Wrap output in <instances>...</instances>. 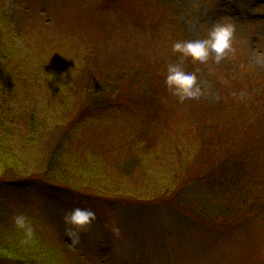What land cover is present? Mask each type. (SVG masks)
<instances>
[{
    "label": "trees",
    "instance_id": "1",
    "mask_svg": "<svg viewBox=\"0 0 264 264\" xmlns=\"http://www.w3.org/2000/svg\"><path fill=\"white\" fill-rule=\"evenodd\" d=\"M7 1L0 0V264H74L71 259L79 248L70 247L60 231L54 232L50 224L43 223L37 215L39 204L41 208L44 205L41 199L51 208L70 200V204L95 213L99 208L122 205L139 214L136 223L142 227L148 219L156 223L154 216L159 210L185 220L189 217L187 222L203 227H218L231 217L242 218L239 228L246 224L243 205L264 182L259 175H246L247 160L254 153L251 150L263 133L264 110L252 111L247 104L239 108L232 100L220 99L208 110L188 112L177 126L168 124L165 129L174 131L169 137L163 132L159 138L148 132L145 124L137 131L142 122L134 113L137 102L130 97L131 108L126 109L118 102L120 98L117 101L112 95L124 69L136 66L113 63L105 53L99 58L92 53L64 51L60 40L41 31L37 23H30L25 11L10 14ZM63 51L65 61L59 64L56 76L72 77L77 87L68 80L63 87H56L66 98L53 93L48 84H53L51 78L44 79L52 58ZM78 66L83 67L86 77L91 76L89 84L76 73L72 75L71 70ZM244 79L251 88L249 93L264 106L259 77L248 75ZM146 87L153 91V87ZM255 89L260 90L261 98ZM150 95L145 99L150 100ZM112 101L117 105L110 106ZM150 105L144 102L141 107ZM115 118L119 132L113 139L116 142H109L106 134L116 124ZM130 120L135 123L130 124ZM255 125L262 131L253 129ZM96 136L107 138V145L113 148L128 149L134 157L122 160L113 156L115 166L109 168L105 148L92 142L91 137ZM244 144L246 147L240 146ZM121 161H126L125 171L133 170L138 186L124 182L130 178L119 172ZM196 184H204V188H196ZM129 189L128 198L122 197ZM257 202L262 207L259 214L264 216V198ZM19 213L30 216L36 227V243L30 248L19 244L21 236L11 222ZM148 227L149 223L144 230ZM85 256L88 258L86 253L79 254L80 259Z\"/></svg>",
    "mask_w": 264,
    "mask_h": 264
},
{
    "label": "rangeland",
    "instance_id": "2",
    "mask_svg": "<svg viewBox=\"0 0 264 264\" xmlns=\"http://www.w3.org/2000/svg\"><path fill=\"white\" fill-rule=\"evenodd\" d=\"M6 6L10 14L25 11L29 22L37 23L41 31L51 32L54 38L60 40L64 51L77 50L79 55L87 52L99 58L105 53L113 63L124 66L134 64L136 67L133 69H124L116 85L118 87L112 89V95L116 96L117 101L120 98L118 102L126 109L131 108L130 97L137 102L134 113L142 121L137 131L145 124L148 132H155L159 138L163 132L169 137L168 134L174 131L165 129L168 124L173 122L177 126L188 112L204 108L208 110L220 99L232 100L239 108L247 104L252 111L264 110V106L259 104L260 100L252 96L254 93H249L251 88L244 79L248 75L259 77L258 89L264 88V0H8ZM222 19H230L237 26L235 51L220 64L212 59L205 64L191 58L184 59V67L197 73L203 95L198 103L194 100L180 101L165 85L167 65L179 62L178 54L172 51L173 43L206 37L214 23ZM64 51L52 58L50 68L44 72L47 75L44 79L51 78L53 84H48L60 98L66 96L56 87H63L64 80L77 89L76 80L72 77L56 76L59 64L65 61ZM72 55L76 62L80 61L79 57ZM71 71L72 75L76 73L79 78H84V83L89 84L91 76L86 77L83 67L78 66ZM91 73L95 75L96 70ZM146 86L153 87V91ZM258 89H255V93L261 98ZM69 91L71 95L73 91ZM148 94H151L150 100L145 99L149 97ZM44 95L48 97L49 93ZM46 97L43 96V99ZM144 102H151L150 107H141ZM109 105L114 107L117 102L112 101ZM113 122L116 124L111 125L106 134L109 142H116L113 139L119 132L118 119L115 118ZM134 123V120H130V124ZM255 128L262 131L261 126L255 125ZM263 134L264 125L263 133L258 136L254 147L258 151L251 150L254 153L247 160L248 177L259 175L264 178ZM107 138L91 137L93 144L105 148L106 154L114 151L112 156L105 154L109 168L115 166L113 156L122 160L134 157L128 149L107 145ZM240 146L246 147L245 144ZM125 162L121 161L122 165L116 163L121 166L119 172L130 178L124 182L138 186V178L133 175V170H124ZM261 167L263 175L259 174ZM195 187L203 189L204 184H196ZM130 191L126 190L122 197L128 198ZM254 191L248 198L250 202L243 205L247 217L246 224L240 228L238 223L242 218L231 217L218 227L214 224L203 227L187 222L191 219L189 217H184L186 221L181 218L183 216L159 210L154 216L156 223L149 220L147 215L145 224L149 223V227L145 231L147 225L142 227L136 223L139 217L136 211L122 205L99 208L96 222L81 235V243L76 246L79 251L71 261L74 264H260L264 261V246L260 247L264 242V216L259 214L262 207L257 201L264 198V182ZM39 202L44 205L42 209L39 204V214H36L43 219V223L50 224L52 231H60L62 237L72 244L71 239L62 233V230L65 231L63 216L65 212L82 206L70 204V200L61 205L53 204L54 208L48 207L45 199ZM255 202L258 203L256 207ZM113 222L121 229L118 237L111 232ZM56 234L60 237L58 232ZM84 247L88 248V252ZM81 253H86L88 258L80 259ZM103 259L105 261L101 262Z\"/></svg>",
    "mask_w": 264,
    "mask_h": 264
},
{
    "label": "clouds",
    "instance_id": "3",
    "mask_svg": "<svg viewBox=\"0 0 264 264\" xmlns=\"http://www.w3.org/2000/svg\"><path fill=\"white\" fill-rule=\"evenodd\" d=\"M236 39V24L230 19H222L214 23L206 37L174 42L172 51L178 54L179 62L167 65L165 85L169 92L180 101L199 100L203 90L198 75L184 67V59L191 58L200 64H205L212 59L214 63L220 64L235 51ZM96 220V213L89 208L76 207L65 212L63 222L65 234L72 241L70 247H76L81 243V235L90 230ZM11 222L21 236L19 244L22 247L30 248L36 243V227L30 216L19 213L11 217ZM111 232L116 237L121 233L120 227L115 222L111 225Z\"/></svg>",
    "mask_w": 264,
    "mask_h": 264
}]
</instances>
